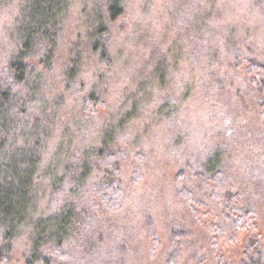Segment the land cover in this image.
Wrapping results in <instances>:
<instances>
[{
	"label": "trees",
	"instance_id": "1",
	"mask_svg": "<svg viewBox=\"0 0 264 264\" xmlns=\"http://www.w3.org/2000/svg\"><path fill=\"white\" fill-rule=\"evenodd\" d=\"M75 5L78 33L63 56ZM153 9L151 0H0V33L11 50L0 59V264H137L128 253L81 238L84 224L120 215L123 189L115 177L128 148L113 151L114 143L99 137L100 126H94L96 148L85 137L72 146L69 135L81 122L87 129L110 116L105 95L119 94L124 65H151L146 24ZM225 57L222 64L200 56L205 101L221 87L211 78L219 65L239 95L261 98L264 119V65L242 53ZM220 113L216 127L226 139L212 147L215 163L186 164L175 176L184 220L160 235L145 227L147 254L163 253L161 264H264L257 224L264 219V191L255 186L253 199L229 193L223 170L230 119ZM100 173L105 179L93 182ZM252 179L264 183L260 174ZM241 232L246 237L238 248Z\"/></svg>",
	"mask_w": 264,
	"mask_h": 264
},
{
	"label": "rangeland",
	"instance_id": "2",
	"mask_svg": "<svg viewBox=\"0 0 264 264\" xmlns=\"http://www.w3.org/2000/svg\"><path fill=\"white\" fill-rule=\"evenodd\" d=\"M151 1L154 9L146 24L151 65H124L126 70L118 79L119 94L105 95L110 116L100 117L87 129L81 122L69 135L74 139L72 146L82 144L85 137L86 144L96 148L100 141L95 127L100 126L99 137L113 142V151L128 148L129 157L120 162L115 177L123 189L120 215H100V219L84 224L81 238L99 246L101 242L104 249L128 253V261L137 264H161L163 253L153 259L147 254L149 232L145 227L153 226L160 235L172 221L184 220L175 199V176L186 164L195 168L206 161L215 163L212 147H221L226 139L217 129L223 120L221 110L230 119L225 126L228 151L223 170L233 191L229 193L253 199L255 186L264 191V183L252 179L258 174L264 179L261 98L248 91L239 95L237 83L224 79V71L216 65L219 70H213L211 78L221 87L208 103L204 89H209L197 74L201 55L226 64L225 55L242 53L264 65V0ZM72 9L64 32L63 56L72 35L78 33L74 22L80 10L76 5ZM8 47L0 33V59L8 56ZM105 177L100 173L93 182ZM199 190L198 195H204V190ZM257 224L264 238V219ZM245 237L241 232L238 248Z\"/></svg>",
	"mask_w": 264,
	"mask_h": 264
}]
</instances>
